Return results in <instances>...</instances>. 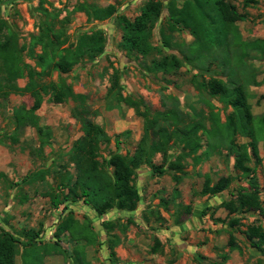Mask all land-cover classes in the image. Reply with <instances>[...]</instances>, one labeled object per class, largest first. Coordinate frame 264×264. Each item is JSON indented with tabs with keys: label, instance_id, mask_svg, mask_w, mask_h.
I'll return each mask as SVG.
<instances>
[{
	"label": "rangeland",
	"instance_id": "obj_1",
	"mask_svg": "<svg viewBox=\"0 0 264 264\" xmlns=\"http://www.w3.org/2000/svg\"><path fill=\"white\" fill-rule=\"evenodd\" d=\"M146 1L0 0V17L10 26L17 47L26 46L21 60L30 67L23 69L22 77L16 80L19 88L28 83L29 70L40 71L27 48L43 18L37 11L39 5L59 10L60 18L82 3L116 7L115 14L104 21L89 20L83 13L74 12L66 26L71 42L81 33L101 30L106 42L99 56L84 59L65 75L52 72L39 81L37 76L33 77V82L39 84H58L61 80L74 94L82 95L83 101L68 98L55 103L49 94L42 92L40 108L32 111L29 93L0 95V229L20 242H27L31 237L26 232L33 230L31 234L38 233L36 244L57 243L65 250L64 254L41 255V264H80L82 258L89 264H261L263 256L249 246L242 231L250 225L263 227L264 220L254 211L228 214L222 204L235 201L242 186L252 179L264 206V54L231 46L229 52L219 49L194 57L189 50L193 38L185 29L173 33V49L162 48L159 28L167 17L168 0H154L161 4V18L152 32V43L162 49L163 55L174 54L181 64L170 74L152 72L149 68L152 57L128 58L119 49L121 31L116 24L117 16L129 19L137 16ZM175 1L181 4L183 0ZM229 1L242 17L236 24L239 42L264 40V0ZM116 73L118 87L110 92L111 78ZM211 78L223 83L232 79L244 88L257 156L247 146L248 138L237 135L233 142L246 146L248 175L235 170V157L225 148L223 125L232 109L220 96L201 87ZM117 92L123 99H142L152 114L172 108L180 112L186 124L201 119L203 128L196 135L198 150L182 161L184 169L175 173L177 181L172 179L174 173L167 170L168 162L188 150L174 138L165 155L153 158L155 165L164 164L162 175L153 174L148 165L135 169L133 184L139 202L132 211L113 208L97 215L83 203L84 199L53 208L50 202L53 194L62 198L68 190L60 184H72L78 177L72 149L84 134L85 121L98 125L107 138L97 144L96 156L106 172L112 169L104 167L103 161L111 155L133 153L144 121L133 108L116 101ZM20 107L32 118V123L17 133L18 141L11 145L9 137L15 129L12 113ZM166 125L159 122L157 126ZM168 128L172 131L174 127ZM228 176L231 183L225 191L215 196L203 193L206 179L213 184ZM23 178L33 179L31 185L23 184ZM69 215L88 227V236L94 234L89 241L77 240L69 233L55 236L58 224ZM230 218L237 220L235 227H229ZM230 236L235 239L234 248L227 245ZM18 246L21 254L22 247ZM20 254L15 264H22Z\"/></svg>",
	"mask_w": 264,
	"mask_h": 264
},
{
	"label": "trees",
	"instance_id": "obj_2",
	"mask_svg": "<svg viewBox=\"0 0 264 264\" xmlns=\"http://www.w3.org/2000/svg\"><path fill=\"white\" fill-rule=\"evenodd\" d=\"M37 11L43 18L38 26L37 35L31 36L27 48L29 57L35 60V65L40 68V71L29 70V81L23 88H19L15 82L22 77L23 69L30 67L21 60V53L26 46L17 47L15 35L12 30L10 31V26L0 17V61L2 62L0 63V76L3 77V82L0 83V95L29 93L33 99L32 111L40 108L42 92L45 95L49 94L55 103H62L68 98L83 101L82 95L74 94L70 86L65 85L61 80L58 84L53 82L39 84V82H33V77L37 76L39 81L41 77L48 76L52 72H56L58 76L65 75L84 59L93 60L99 56L106 42L101 30L81 33L77 35L74 42H71L69 35L66 34V26L70 23V16L74 12L83 13L89 20L104 21L115 14L116 7L82 3L70 12H65L62 18H60L62 12L59 10H48L39 5ZM160 18L161 4L154 0L146 1L140 8L139 14L133 19L126 18L124 15L117 16L116 24L121 31L118 47L128 58L152 57L149 64L152 72L170 74L180 67L181 62L174 54L163 55L162 49L152 43V32ZM241 18L229 0H183L181 4H177L175 0H168L167 17L159 28L162 48L173 49L175 46L172 39L173 33L176 29H185L193 38L189 50H192L191 54L194 57L197 54L216 53L219 49L229 52L231 46H239L243 51L250 49L264 54V40L239 42V29L236 24ZM37 48L40 49L39 53L36 52ZM180 51L183 53L182 50ZM158 55L160 58L157 59ZM111 79L110 92L118 87L117 73L112 75ZM233 81L230 79L223 83L220 79L211 78L202 83L201 87L208 90L211 95L220 96L221 101L232 109V113L223 125L226 131L224 139H227L225 148L235 157V170L248 175L246 146L236 145L233 139L237 135L248 138L250 141L247 146L252 155L257 156L256 142L253 138L254 131L251 127L252 115L246 103L243 86ZM115 99L118 103L123 102L126 107L133 108L144 121L143 133L133 153L125 156L111 155L109 159L103 161L104 167L112 169L110 173L106 172L103 165L96 160V156L97 144L107 138L98 125L85 121L84 134L75 141L72 149L78 177L72 184L69 182L60 184L61 188H68V190L62 198L57 193L53 194L50 201L53 208L57 209L60 205L84 199L83 203L91 206L97 215H103L113 208L132 211L139 202V193L133 184L135 169L148 165L153 174L162 175L165 172L164 164L155 165L153 158L157 154L165 155L170 140L174 138L183 143L185 151L188 150L187 153L182 152L173 161L168 162L167 170L174 173L172 179L177 181L178 175L175 173H181L184 169L182 161L198 150L196 135L198 130L203 128L201 119L186 124L180 112L172 108H163L162 111H154L152 114L142 99H123L118 92ZM12 117L15 129L9 139L11 145H14L18 141L17 133L32 123V118L22 107L14 109ZM196 117H198L197 114ZM159 122H165L167 125L157 126ZM181 124L183 127H180ZM168 127L174 128L169 131ZM42 131L39 130L40 133ZM32 180L23 178L22 183L30 186ZM230 183L229 176L219 178L213 184L206 179L203 184V193L215 196L225 191ZM222 205L228 214L254 211L264 220V206L259 199L255 180L250 179L247 186H242L235 201ZM105 224V226L109 225ZM228 225L231 228L235 227L237 220L230 218ZM88 231L90 232L87 226L80 225L69 215L66 220L58 224L54 233L56 237L69 233L72 238L89 241L94 234L88 236ZM32 232L33 230L26 232V236L31 237H28L27 242H20L9 232L6 233L0 229V264H15V258L20 254L18 245L22 247L20 254L22 264H41L39 261L41 255L45 257L58 254V252L65 253V250H61L57 243L53 245L36 244L38 233L31 234ZM242 233L249 241V246L263 256L261 264H264V226L250 225ZM234 242V237L230 236L228 247L234 248ZM76 256L80 259L78 255ZM80 264L89 263L82 258Z\"/></svg>",
	"mask_w": 264,
	"mask_h": 264
}]
</instances>
